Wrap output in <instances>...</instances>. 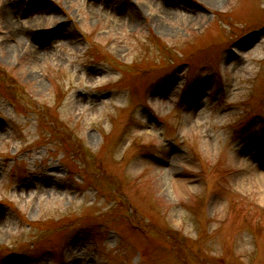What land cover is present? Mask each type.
Wrapping results in <instances>:
<instances>
[{
    "label": "rangeland",
    "instance_id": "rangeland-1",
    "mask_svg": "<svg viewBox=\"0 0 264 264\" xmlns=\"http://www.w3.org/2000/svg\"><path fill=\"white\" fill-rule=\"evenodd\" d=\"M0 264H264V0H0Z\"/></svg>",
    "mask_w": 264,
    "mask_h": 264
},
{
    "label": "bare ground",
    "instance_id": "bare-ground-1",
    "mask_svg": "<svg viewBox=\"0 0 264 264\" xmlns=\"http://www.w3.org/2000/svg\"><path fill=\"white\" fill-rule=\"evenodd\" d=\"M202 1L209 6H213L217 3H219L221 0H202Z\"/></svg>",
    "mask_w": 264,
    "mask_h": 264
}]
</instances>
